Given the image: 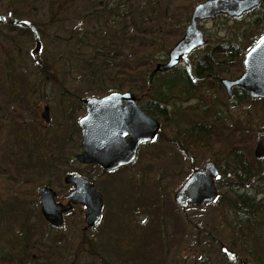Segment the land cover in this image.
I'll use <instances>...</instances> for the list:
<instances>
[{
    "label": "trees",
    "instance_id": "16d2710c",
    "mask_svg": "<svg viewBox=\"0 0 264 264\" xmlns=\"http://www.w3.org/2000/svg\"><path fill=\"white\" fill-rule=\"evenodd\" d=\"M199 1L201 0H0V50L4 53L0 55V108L4 109L0 111V120L19 118L16 112L9 114L6 111L8 106H12L10 98H19L16 103L18 108L23 104H31L35 108L34 102L18 94L19 89L32 95L47 89L59 90L62 95H68L66 82H70V75L77 74L79 77L77 75L74 79L76 82L82 77V84L76 86L79 92L76 94L79 96H99L110 91L128 90L136 96L147 113L158 119L177 113L175 120H169L177 134L186 133L192 137L194 144L195 133L199 138L205 137L211 149L212 146L220 148L225 163L231 164L228 167L229 173L235 179L234 183L228 184L227 192L231 195L229 200L232 211L239 213L238 219L233 220V226L241 234V240L245 242L249 238L251 244L247 249L243 245L241 251L245 252L247 264H264V228H261L264 226V181L261 183V179H257L264 173V160L255 159L252 155L255 137L264 132V125H252L249 120L247 126L241 127L237 121L227 125V112L222 108L229 105L232 99L206 92L221 91L220 76L235 77L242 71L244 53L264 33V0L239 18L221 15L220 18L225 21H233L230 31L232 37L225 42L208 41L202 47V53H192L168 72H154L152 68L155 62L158 58L165 59L167 47L182 34L188 8L191 9L188 4ZM32 44H35L33 53L30 52ZM173 97H178L181 101H205L207 109L197 110L192 113L193 116L189 115V112L183 110L197 109L198 104L180 109L170 100ZM233 98L237 101L256 102L238 88L234 90ZM70 101L69 98L62 99L61 105ZM209 112L211 115H208ZM35 114L37 111H34ZM199 118L201 123L198 122ZM261 119L264 124V118ZM60 126L65 133L70 127H76L70 123L68 127L66 124ZM74 133L77 134V139L80 136L79 130ZM17 134L18 132L14 134L15 146ZM204 139H201V143L205 142ZM74 143L68 136L59 139L54 137L48 144L36 143L32 148L28 147L23 152V160H19L21 152L15 149L11 152L13 158L8 157L5 161L9 166L22 162V176L33 177L38 182L42 179L49 181L48 183L54 180L59 182V167L65 164L64 150L71 148ZM178 145L180 154L189 167L198 168L200 162L195 163L197 149L192 146L194 150H191L182 142ZM34 148L46 151L35 153ZM47 151L49 154L46 155ZM215 161L224 180L226 169L218 160ZM34 166L39 170H31ZM64 171L75 173L78 170L71 168ZM99 174L111 173L101 171ZM87 176L91 181L95 178L90 174ZM217 187L220 189L221 185L218 184ZM221 194L219 191L218 195ZM128 196L137 203L142 198L134 193ZM117 198L116 205H112L108 194L105 196L103 218L106 219V213H110L106 220L107 226L112 230L117 226V231H122L118 232L122 238L112 239L106 235L104 239H99L98 248L92 239L84 237L77 244L69 246L71 254L75 256L71 264H79L82 253L86 255L85 264H162L159 261L161 251L152 245L154 238L150 226L141 228L138 231L140 233H134L135 245L139 249L124 248L131 243V230L124 215L121 217L124 228L117 216L125 213L128 207L124 205L125 198ZM13 202L8 199L0 202V224L3 222L0 226L8 228L7 225L12 227L16 222L20 230L17 234L14 232L12 246H0L1 263L8 264V261L20 259L21 264H53L44 263L40 259L50 261L54 253L47 257L37 253V250L51 252L48 241L40 236V230L34 227L26 230L25 222H29L34 216H28L27 209L20 201ZM36 217L40 220L39 215ZM11 218L15 221L10 222ZM174 224L172 235L175 234V239L173 242V238L167 241L169 252V248L174 250L180 243V228L178 223ZM254 226H257L259 233ZM156 228L155 232L159 231ZM0 235L3 236V232ZM54 241L69 242L68 239ZM121 241L124 246L119 243ZM134 251L138 252L136 257L133 255ZM30 253L36 254L29 258ZM27 258L29 261H25Z\"/></svg>",
    "mask_w": 264,
    "mask_h": 264
},
{
    "label": "rangeland",
    "instance_id": "374dc122",
    "mask_svg": "<svg viewBox=\"0 0 264 264\" xmlns=\"http://www.w3.org/2000/svg\"><path fill=\"white\" fill-rule=\"evenodd\" d=\"M194 4L195 3H192V5L188 4V7L191 8ZM190 10L188 8L189 12ZM220 17L221 15H217L214 19H205L201 22L200 26L205 30L210 43H216L217 40L225 42L228 38L232 37L230 31L233 26V21H225L224 18ZM186 22L187 20H184L183 28L187 24ZM69 25L71 26L72 24ZM183 28L181 30L182 32ZM180 36H182V34ZM205 45L201 47H204ZM34 48L35 44H32L30 50H34ZM30 52L32 53L33 51ZM202 52V48H199L194 51L193 54L198 55ZM2 54L4 53L0 50V55ZM159 60L162 59L158 58V61ZM77 75H70V82H66V87H68L66 91H68V95H62L60 93L62 91L59 90L51 91L49 89L32 95L28 91L24 93V90L19 89L18 94H21V96L23 95L29 98L31 102H34L35 108L31 104H23L21 108H18L16 103L19 101V98H10L12 106H8L6 111L9 114L16 112L19 118L11 121L0 120V202L1 200L15 198L27 209L28 216H34V218L29 219V222H25L26 230L31 227L40 230V236L42 239L48 241L49 246L51 247V252L37 250V253L39 254L40 252L46 257L54 253L51 256V263L53 264H71L75 259V256L71 254L69 246H71V244H77L84 238V236L92 239L98 248L99 239H104L106 235H109L112 239L122 238L118 233L122 231H117V226L113 230L108 228L109 225L107 226L106 220L110 216V213H106V219L102 217L96 230L82 233L80 230L83 223L82 205H76L71 212L65 215V221L61 227L57 229H49L48 225L36 217L38 216V208L35 203L37 189L43 183H47L46 180L42 179L41 182H38L33 177L29 178L26 176L18 179L19 169L11 172L8 168L9 164L5 161L8 157L13 158L11 155L12 150H15L16 148L17 151V146H15L13 142L15 140V133L18 132L16 137L17 143L23 142V145L40 143L45 145L50 143L52 138L57 137L59 139L65 135V130L60 124H66L67 127L68 123L71 125L77 124V118L81 116L85 110L78 104L80 102L79 98L82 96L73 94L74 92L79 93L75 87L82 84V77L78 79L79 83L74 80L77 78ZM61 80L63 81L62 77ZM206 92H210L209 95L213 96H216L217 93L218 95H224L222 89L221 91L216 92L211 90ZM65 98H69L71 103H63V105H61L62 99ZM170 100L175 102V106L180 109H183L188 105L198 104L197 109L183 110V112H189V115H192V113L197 110L202 111L207 109V105L204 104L205 101L199 102L195 99L181 101L178 97H173ZM46 104L50 107V116L52 117V121L49 122V124L44 123L40 117V112ZM71 107L72 112L70 116L68 111H70ZM222 109L227 112V118L225 121L227 125H231L234 121H237L241 127L247 126L248 120L251 121L252 125H254V123L261 126L264 125L261 119L264 118V104L261 100H256V102L234 100L230 101L229 105H224ZM2 110L4 109L0 108V111ZM34 111H37V114L34 115ZM210 112L208 115H211ZM62 114L65 116H62ZM176 114L177 113H172L162 119L159 118L160 129L156 138L151 143L141 146L137 152L135 161L128 164L126 168L119 172L115 170L117 172L115 174L100 175L99 167L96 168L78 163L74 160V155L79 152V146L77 148L76 145V149L75 147L74 149L67 147L64 150L65 164L59 167V177L62 179L65 169L74 168L77 169V172L81 175L88 177L87 174H90V176L95 177V186L99 190L103 188L104 196L108 194L110 197L109 202L112 205H116L115 202H117V196L125 198L123 202L124 205L128 207V210L117 217H119L124 228V223L121 219L124 215L128 227H130L132 232L130 231L131 243H128V246H124L122 241L119 242L123 244L124 248L139 249V247H136L135 245L134 233H140L138 231L141 228L150 226L154 238L152 245L156 250L159 249L161 251V258H159V261L162 264H227L225 255L220 251L221 247H227L234 251L238 260L243 259L245 264H247V257L245 252L241 251V247L244 245L247 249V246L251 245L250 240L247 238V241L243 242L239 231H235L234 229L233 220L235 221L238 219L239 213L237 211H232L231 200H229L231 199V195L227 192L228 184L234 183L235 179L231 178L232 174L229 173L228 167L231 164L225 163L222 151L219 150L220 148L212 146L211 149L209 142L204 139L205 137L199 138L195 133L196 147L191 136L189 137L183 132L177 134L176 128H173L172 123L169 122L170 119L175 120ZM198 120V122L201 123L200 118ZM235 125H237L236 122ZM75 130L76 127L74 131ZM177 138L179 139L175 142ZM201 139H204L205 142L201 143ZM75 140H73V143ZM179 142H182L191 150L197 149L195 163L200 162L198 168H201L204 162L209 159L218 160L220 164L224 165V168L226 169V178L224 180L223 178L220 179L217 183L221 185L218 190L221 191L222 194L218 195L214 202H208L199 207L189 206L185 210H182L174 204L172 198L173 192L179 188L184 179L192 171L189 164H187L183 156L180 154ZM192 146L194 149H192ZM28 147L29 146H27L26 149ZM50 147H52V145ZM53 148L57 149L56 146H53ZM45 151L46 150L39 151V149H37L35 150V153H45ZM47 154H49V151L46 152V155ZM71 158L73 159L72 161ZM3 167L7 168L3 169ZM11 173H13V178L10 177ZM140 178L143 180H139ZM257 179H261L262 183V181H264V173L257 177ZM12 183H17L18 186L16 187ZM257 186H260V184ZM262 186L263 185H261V187ZM53 188L58 191L57 187L54 186ZM152 191H154V193L156 192V194H153ZM132 193L138 197H142L138 203L136 200H132L131 197L128 196L132 195ZM61 195L62 194H60V196ZM12 215L10 217H12ZM112 215L115 217V214ZM12 221L15 220L11 218L10 222ZM174 222L178 223L180 228L181 235L179 236L180 238H178L180 243L178 244V248L174 250L169 248L170 253L167 248V241H170L171 238H173V242L175 239V234L172 235L174 232L172 228ZM113 224L114 223H112V225ZM7 226L8 228H5L4 225L0 226V231H3L4 236L7 235L8 241V243L6 239L0 241V246L8 244V247H10L12 246V240L15 236L14 232L17 234L20 230L17 225L12 227L9 225ZM156 227H158L159 230L157 232H155L157 230ZM253 228L257 229L256 231L258 233L260 232L257 226H254ZM261 228H264V226ZM0 237H2V235H0ZM57 239H68L69 242L60 243L54 241ZM139 245L143 246L142 244ZM136 253L138 252L134 251V257H136ZM34 254L30 253L28 255L29 258L30 256H35ZM80 256L79 264H85L86 255L82 253ZM25 261H29V259L27 258ZM97 262H99L98 259Z\"/></svg>",
    "mask_w": 264,
    "mask_h": 264
},
{
    "label": "water",
    "instance_id": "95a60500",
    "mask_svg": "<svg viewBox=\"0 0 264 264\" xmlns=\"http://www.w3.org/2000/svg\"><path fill=\"white\" fill-rule=\"evenodd\" d=\"M260 0H203L196 4L188 18L183 35L167 52V60L155 64L154 71L164 72L177 65L180 58L205 43L204 30L198 21L214 18L217 14L238 17L253 9ZM261 37L244 55L243 71L234 78H220L226 94L231 96L232 88L239 86L254 98L264 100V45ZM87 113L78 121L82 132L80 146L82 152L75 158L83 164L97 163L104 170H113L125 165L136 156L138 146L151 140L158 129V121L147 115L136 103L130 92H111L102 97H89L83 100ZM49 121V108L41 113ZM128 136L129 138H125ZM256 158L264 159V133L257 136L253 149ZM217 164L212 160L204 162L202 168L194 169L182 185L173 193V201L180 208L189 205L202 206L212 202L217 196L216 181L220 179ZM72 183L73 189L65 195L64 202L55 201V191L43 186L37 192L42 216L52 225L60 226L63 213L72 204L85 206L82 229H92L98 222L103 205L100 191L88 179L77 174L64 177ZM221 252L229 260H234L235 252L226 247Z\"/></svg>",
    "mask_w": 264,
    "mask_h": 264
},
{
    "label": "flooded vegetation",
    "instance_id": "af4514ba",
    "mask_svg": "<svg viewBox=\"0 0 264 264\" xmlns=\"http://www.w3.org/2000/svg\"><path fill=\"white\" fill-rule=\"evenodd\" d=\"M33 145V144H32ZM32 145H30V147H32ZM22 163H14V164H12L11 166H9L8 168H9V170L11 171V172H13V171H16V170H18L19 169V174H18V179L19 178H21L22 177V170H21V168H20V165H21ZM5 168H7V167H3V169H5ZM32 169H38V167L37 166H34V167H32ZM10 177H12L13 178V173H11V175H10ZM12 181H15V180H12ZM12 184H14L16 187L18 186V184L17 183H12ZM68 187H67V192L71 189V187H72V185L71 184H66ZM56 198H58V200H60V199H63L64 198V194L63 195H61V196H59V195H57L56 196ZM8 200H16L15 198H12V199H8ZM47 223V222H46ZM48 224V223H47ZM48 226H50V227H53L52 225H50V224H48ZM40 260H42L44 263H47V262H51V260L50 261H48L47 259H40ZM22 261V260H21ZM24 261V260H23ZM37 261H38V259H37ZM16 262V264H21L20 263V259H18L17 261H15ZM13 263V261H9V263L8 264H12ZM232 264H245V261L244 260H242V259H240V260H238V259H236L235 261H233V262H231ZM1 264V263H0ZM228 264H230V263H228Z\"/></svg>",
    "mask_w": 264,
    "mask_h": 264
},
{
    "label": "snow or ice",
    "instance_id": "6c2138e0",
    "mask_svg": "<svg viewBox=\"0 0 264 264\" xmlns=\"http://www.w3.org/2000/svg\"><path fill=\"white\" fill-rule=\"evenodd\" d=\"M261 45H264V38H262V40L260 41Z\"/></svg>",
    "mask_w": 264,
    "mask_h": 264
}]
</instances>
